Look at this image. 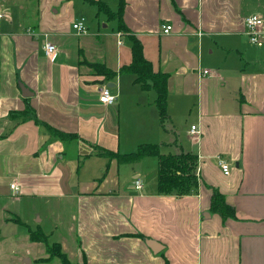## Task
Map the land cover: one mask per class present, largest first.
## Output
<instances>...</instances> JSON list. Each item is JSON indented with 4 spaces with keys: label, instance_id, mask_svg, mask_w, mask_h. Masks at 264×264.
<instances>
[{
    "label": "crops",
    "instance_id": "crops-1",
    "mask_svg": "<svg viewBox=\"0 0 264 264\" xmlns=\"http://www.w3.org/2000/svg\"><path fill=\"white\" fill-rule=\"evenodd\" d=\"M124 3L126 30L85 0H0V264H60L43 261L36 230L73 264H264V0ZM251 15L260 46L245 31ZM133 38L167 76L163 121L151 82L142 89L120 72ZM103 88L113 103L100 102ZM140 144L193 154L196 190L158 194L155 156L119 164L97 154ZM213 189L234 219L209 211Z\"/></svg>",
    "mask_w": 264,
    "mask_h": 264
},
{
    "label": "trees",
    "instance_id": "trees-1",
    "mask_svg": "<svg viewBox=\"0 0 264 264\" xmlns=\"http://www.w3.org/2000/svg\"><path fill=\"white\" fill-rule=\"evenodd\" d=\"M85 1L94 5L97 8V12H104L108 16L107 18H116L118 29L126 30L121 21L122 10L125 4L124 0H118L115 11H111L105 4L98 0ZM130 49L131 61L128 65L121 67L120 72L133 74L135 77L134 81L140 85L142 89H146L149 82H151V86L157 94L155 103L159 119L163 121L167 116L165 99L167 76L166 74L152 71L150 63L143 56L141 43L137 39H132ZM86 66L91 72L95 74L102 73L104 77L108 79L114 78L116 75V72H109L102 63H86ZM50 130L53 134V130ZM97 154L115 157L119 164L134 163L145 156H155L158 162L156 179L158 194L184 196L191 194L198 186L196 157L189 152L163 155L159 152L157 145L140 144L135 151L128 154H119L118 152L112 153L108 151H98ZM106 171L107 167L105 168V173ZM209 211L219 215L222 221L235 218L234 208L225 202L223 196L216 189L212 190ZM138 236L145 239L142 235ZM30 239L32 241L44 242L45 250L48 255V257L43 260L44 262L57 258L60 264H73L67 259L60 245L56 242L47 243L45 237L39 230L30 232ZM82 264H85V262Z\"/></svg>",
    "mask_w": 264,
    "mask_h": 264
},
{
    "label": "built area",
    "instance_id": "built-area-1",
    "mask_svg": "<svg viewBox=\"0 0 264 264\" xmlns=\"http://www.w3.org/2000/svg\"><path fill=\"white\" fill-rule=\"evenodd\" d=\"M261 25H262V20L256 15H251L245 18L244 20L245 31L249 37V41L251 43L257 44L258 46L261 45V42L258 39L259 38L258 29ZM72 29H74L78 33H82L84 31V26L81 22H77L72 25ZM171 30H172L171 25H163L161 27V31L164 34L169 33ZM44 51L47 55L54 57L56 49L54 45L47 42L44 45ZM202 74L204 75L208 74V70L204 69L202 71ZM99 100L101 103L111 104L115 101V97L111 95V93L109 92L107 88H103L100 92ZM191 130L192 131L194 130V126L191 127ZM219 165L221 166L223 174L227 175L229 173L228 165L224 163H219ZM134 187L135 189H139L141 187L140 182L135 181ZM10 188L13 190L14 193H18V188L16 185L11 184Z\"/></svg>",
    "mask_w": 264,
    "mask_h": 264
},
{
    "label": "water",
    "instance_id": "water-1",
    "mask_svg": "<svg viewBox=\"0 0 264 264\" xmlns=\"http://www.w3.org/2000/svg\"><path fill=\"white\" fill-rule=\"evenodd\" d=\"M145 243L153 251V253H158L159 250L162 248L161 245H158L157 243H154L153 241H150V240H146ZM25 262L29 263V259H26Z\"/></svg>",
    "mask_w": 264,
    "mask_h": 264
},
{
    "label": "rangeland",
    "instance_id": "rangeland-1",
    "mask_svg": "<svg viewBox=\"0 0 264 264\" xmlns=\"http://www.w3.org/2000/svg\"><path fill=\"white\" fill-rule=\"evenodd\" d=\"M49 225V223L47 224ZM44 231V234H48L50 232V229L47 227L46 229L43 230ZM51 242H56L54 238L51 239ZM14 252H12L13 254ZM2 254V252H1ZM59 262L57 260H54L51 264H58Z\"/></svg>",
    "mask_w": 264,
    "mask_h": 264
}]
</instances>
